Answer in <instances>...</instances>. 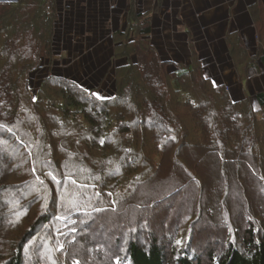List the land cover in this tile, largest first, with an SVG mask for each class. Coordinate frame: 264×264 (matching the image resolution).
I'll use <instances>...</instances> for the list:
<instances>
[{"label":"rangeland","instance_id":"374dc122","mask_svg":"<svg viewBox=\"0 0 264 264\" xmlns=\"http://www.w3.org/2000/svg\"><path fill=\"white\" fill-rule=\"evenodd\" d=\"M139 1L0 0V37L6 45L0 70L9 76L16 72L21 75L19 83L8 80L0 88L6 94L4 88L9 86L8 92L13 90L12 94L18 95L17 102H21L24 111L19 120L23 137L14 136L12 129L0 133V264L15 256L17 250L23 255L22 264H115V260L128 254L131 242L145 248L155 243L163 250L166 264H178L176 261L183 254H191L193 261L214 264L217 259L223 260L230 245L243 250L242 242L251 227L264 231V147L260 141H256L250 154L242 155L241 146L233 140L230 163L222 165L223 161L215 155L222 144L215 135H209L205 118L192 119V115H181L171 108L170 117L176 125H166L157 133L144 132V140L130 134L121 138L133 147L134 154L126 155L127 166L110 174L107 184L109 180L112 186L95 188L82 182L76 187L66 185L60 174L62 168L77 172L79 164L67 163L64 167L62 160L59 164L52 161L54 155L59 158L60 150L49 142L46 147L49 145L50 149L45 148L51 126L38 127L27 117L26 110L49 111L46 122L52 125L59 78L71 80L102 99L113 98L119 85L118 67L126 60L120 57L121 44L129 45L131 60L146 53L143 49L147 45L151 53H157L154 58L167 63H163L167 72L174 68L167 55L176 48L182 52L181 45L169 43L170 24L161 22V30L154 29L151 14L138 10ZM258 10L254 6L252 13L255 15ZM10 16L14 19L8 26ZM149 27L150 32L143 33ZM257 29L261 33L263 27L259 24ZM160 36L163 51L159 52L155 40L161 41ZM228 43L231 47L229 40ZM234 55L239 63L237 52ZM128 72L125 70L120 76ZM139 76L140 83L146 84L141 71ZM193 81V94L199 102L210 96ZM126 85L130 88L133 83L127 81ZM134 91L131 95L136 107L150 115L158 111V105ZM247 99L248 103H244L252 117L263 119L264 110L252 103L255 98ZM0 101L8 105L6 109L15 106V99L9 94ZM108 106L113 117L128 111L121 102ZM8 113L11 115L12 111ZM233 113L229 119L240 127L232 120ZM211 118L213 112L207 117ZM217 120L220 123L221 119ZM177 127L182 130L183 143L158 148V135ZM241 129L245 130L243 126ZM135 134L140 136L137 131ZM110 163L116 168V160ZM54 167L57 169L50 173ZM120 171L127 173L125 178ZM136 174L142 176L137 178ZM81 175L85 180L86 175ZM115 184L117 187L111 188ZM112 189L117 190L113 199L108 196ZM67 197L68 206L74 210L63 214L62 219L61 204Z\"/></svg>","mask_w":264,"mask_h":264},{"label":"trees","instance_id":"16d2710c","mask_svg":"<svg viewBox=\"0 0 264 264\" xmlns=\"http://www.w3.org/2000/svg\"><path fill=\"white\" fill-rule=\"evenodd\" d=\"M257 15H260L259 10ZM259 18L260 21H264L261 15ZM13 19L14 17L12 16L7 19L8 26H10V22L13 21ZM261 27H263V30L259 33L261 40L259 48L264 49V24ZM149 32L150 27L143 30V33ZM3 33H5V30H3ZM3 39L4 38L0 37V61L4 58L2 52L6 48ZM228 40L232 50L238 54L237 58H239L240 64L236 63L237 60L235 63L240 67L241 77L245 78V70L250 65L251 58L247 55L246 50L242 46V40L236 33L229 35ZM128 46V44H121V46L118 47L119 50H121L120 57H124L126 60L118 67L119 72L117 73V79L119 85L116 86L117 92L113 98L102 99L96 93L81 87L71 80H59V78L57 79L60 86L58 90L59 97L55 98L56 100L53 102L57 111L54 113L55 115L53 114V116H51V120L53 118L52 125L46 122V115L49 114V111H45V113H34L32 110V112L26 110L27 117L30 121H35L38 127L44 125L45 128H48V125L51 126V133L50 135L47 134V139L45 140V148L46 150L50 149L49 145L54 144L55 148L60 150L59 158L54 155V158L51 160H55L58 164L62 160L63 163H65L63 164L64 167L67 163L79 164V169L78 171L76 170L77 172L66 171L65 168H62V174L60 175L61 179L65 178L64 181L66 185L73 184L77 187L82 182L83 184L85 182L90 184L88 185L89 187L95 188L99 186L106 189L108 185L112 186L113 183L111 182V184H109V180L107 184V179L110 174H117V171L120 170L122 165L127 166L126 155H131V153L134 154L131 150L133 147L122 142L121 138L130 134L132 138L134 137L136 139L140 137V140H144V132L151 130L157 133L159 129L166 125L168 127L172 124L176 125V121L170 117L171 108H176V113L181 115H192V119L196 117V119H201L202 121L205 118L204 124L207 125V129L208 126L211 127H209L211 130L208 132L209 135H215L219 144H222L221 148H218V151L215 153V155L223 161L222 165L230 163L231 159L229 156L232 155L230 143H232L233 140L237 141L239 147L241 146L240 150L242 151V155L250 154L256 141H260L264 147V118L261 120L253 118L250 113L251 111L248 110L244 103V99H233L229 93L226 92V88L223 85H216L209 78H206L199 60L193 59L188 68L181 67L167 72L163 67V63H165V66L167 63L154 58L156 52L151 53V51H149V49H151L150 46L146 45V48L143 49L146 53L137 54L136 60L130 59L131 53L129 50L127 51ZM234 51L233 53H235ZM150 55L153 57V60H149L151 59ZM140 68L141 70H139ZM125 70L130 71L128 72L129 74L123 77L122 75L120 76V73H123ZM139 71H141L146 84H142L140 80H138L137 76H139ZM20 78L21 75L19 72L9 76L8 72H5V70L1 72L0 70V85L13 79L15 81L17 80L19 83ZM193 80H196L197 84L204 88L206 94L210 95L204 96L201 102H199L193 94L195 90ZM127 81H131L134 86L130 85L131 87L129 88V86L126 85ZM8 87L6 85L4 88L6 94L4 91L2 93L0 88V99L5 101L9 94L11 95V99H15V106L12 107V109H6L8 105L0 101V133H3L6 129H12L14 136L21 135L23 137L24 134L21 131L23 128L19 126V120H21L24 111H22L20 107L21 102H17V100H19L18 95L15 94L14 96V94H12L13 90H10L11 93H9V90H7ZM149 87L151 90L148 89ZM134 90L138 92L139 96L143 95L144 97L145 95L146 98H149L151 104L154 103V105H158V111L150 115L147 114L145 110L136 107L133 100L134 97L132 98L133 95H131V91ZM14 93L17 92L14 91ZM256 96L260 107L264 110V92H258ZM113 101L123 103V107L127 108L128 111H124L122 115L118 114L113 117L114 114H112V111L108 108V105L114 103ZM183 107L188 111H183ZM10 110L12 111L11 115L8 113ZM212 112L214 118L207 119L208 115ZM232 112H234L232 120L239 123V126H243L245 130L242 131L241 126L236 127L230 121L229 116ZM217 117L221 119L220 123ZM150 124H153L154 127ZM157 125H159V127ZM156 127H158V129L154 130ZM45 128H43V131H45ZM174 129H169L167 134L162 133L161 136L158 135V139L156 138L158 148L162 150L165 145L171 146L180 142L181 144L183 143L182 130H179L178 127L177 130ZM136 131L140 136L135 134ZM160 131L162 132L163 130ZM43 137L45 136L43 135ZM162 137H164L165 140L161 139ZM247 141H251V144H247ZM47 143L49 144L48 147H46ZM262 157L264 161V156ZM115 160L118 167L115 166L116 168H112L114 163L111 164L110 162ZM224 160H226V162H224ZM143 165H147V163L144 162ZM98 166L100 169L97 171ZM55 169H57V167L49 170L50 173H53L52 171ZM120 172L122 178H125L127 173ZM81 174L86 175L85 180L81 178ZM141 176L142 174H136L137 178ZM114 179L112 180L114 181ZM133 179L130 178V180ZM123 180H121V183H123ZM115 186L117 187V184L111 188H115ZM112 190L113 192L108 194L111 199L114 198L115 192L117 191L115 189ZM223 194V196L226 197L228 194L227 188H225ZM68 199V197L65 198L67 201L61 204L60 214H62V219L65 217L63 214H70L74 210L68 206L67 203L70 200ZM47 219L48 218H45L44 220L47 221ZM246 235V240L244 239L242 242V244L245 245V247L243 246V250L237 245H230L226 250L223 260L217 259L214 264H264V231L260 228L251 227ZM192 259L193 257L191 254L190 257L183 254V256L178 257L176 262L178 264H203L198 259H196V261ZM22 260L23 255L17 250L15 256L8 259L5 264H22ZM114 263L166 264V260L163 250L155 243L145 248L137 244V242H131L128 246V254L121 260H115Z\"/></svg>","mask_w":264,"mask_h":264},{"label":"crops","instance_id":"0c3cea01","mask_svg":"<svg viewBox=\"0 0 264 264\" xmlns=\"http://www.w3.org/2000/svg\"><path fill=\"white\" fill-rule=\"evenodd\" d=\"M254 6L264 18V0H140L138 10L151 14L154 29L159 30L161 22L170 24L169 43L181 45L183 52L176 48L167 55V60L175 64L172 70L188 68L192 60L197 59L205 77L216 85L226 86L233 99H244L248 103L247 98L252 96L254 106H260L256 95L264 92V49L259 48L261 40L257 28L264 21H260L257 11L255 15L252 13ZM163 28L167 29L164 25ZM234 33L241 38L251 58L245 78L240 75V67L234 60L236 55L231 53L227 40ZM156 40L159 52L163 51L162 37L161 41Z\"/></svg>","mask_w":264,"mask_h":264}]
</instances>
